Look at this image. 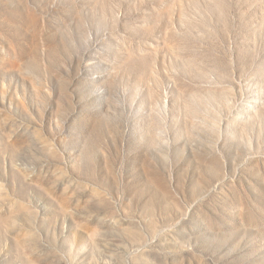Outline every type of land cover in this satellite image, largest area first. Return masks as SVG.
Segmentation results:
<instances>
[{
    "label": "rangeland",
    "instance_id": "rangeland-1",
    "mask_svg": "<svg viewBox=\"0 0 264 264\" xmlns=\"http://www.w3.org/2000/svg\"><path fill=\"white\" fill-rule=\"evenodd\" d=\"M0 264H264V0H0Z\"/></svg>",
    "mask_w": 264,
    "mask_h": 264
}]
</instances>
